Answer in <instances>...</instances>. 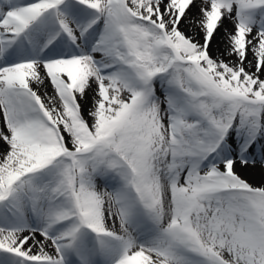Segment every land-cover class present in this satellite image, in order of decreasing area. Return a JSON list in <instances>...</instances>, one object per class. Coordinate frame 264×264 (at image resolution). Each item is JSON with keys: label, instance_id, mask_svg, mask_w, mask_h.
<instances>
[{"label": "snow or ice", "instance_id": "snow-or-ice-1", "mask_svg": "<svg viewBox=\"0 0 264 264\" xmlns=\"http://www.w3.org/2000/svg\"><path fill=\"white\" fill-rule=\"evenodd\" d=\"M257 164L264 0H0V264H264Z\"/></svg>", "mask_w": 264, "mask_h": 264}, {"label": "bare ground", "instance_id": "bare-ground-1", "mask_svg": "<svg viewBox=\"0 0 264 264\" xmlns=\"http://www.w3.org/2000/svg\"><path fill=\"white\" fill-rule=\"evenodd\" d=\"M225 26L226 27H231L229 22H225ZM183 30H185L186 32H188V29L186 26H182ZM188 34L190 35L191 33L188 32ZM223 35V29H221L220 34L217 36L216 38V42H214L213 44V54L215 55L217 52V45L220 44V40H221V36ZM221 50H222V44H220ZM43 91V90H41ZM48 91H51V88L49 86ZM238 171H241L239 168L237 169ZM255 171V176L253 177ZM244 174H246V176L244 177L245 179H247L251 184H253L254 186H264V174H262L261 171V166L259 164H257L255 167H249L247 170L241 171V175L243 176ZM253 177V178H252ZM39 239V237H37Z\"/></svg>", "mask_w": 264, "mask_h": 264}, {"label": "rangeland", "instance_id": "rangeland-1", "mask_svg": "<svg viewBox=\"0 0 264 264\" xmlns=\"http://www.w3.org/2000/svg\"><path fill=\"white\" fill-rule=\"evenodd\" d=\"M243 176L245 177V176H246V174H244ZM254 176H255V171H254L253 177H254ZM253 177H252V178H253Z\"/></svg>", "mask_w": 264, "mask_h": 264}]
</instances>
